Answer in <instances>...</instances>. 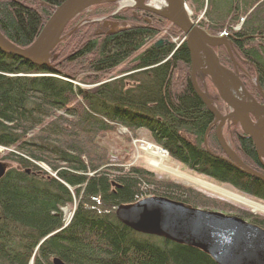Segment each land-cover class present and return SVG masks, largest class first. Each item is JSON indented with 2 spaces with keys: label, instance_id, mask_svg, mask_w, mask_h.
Returning <instances> with one entry per match:
<instances>
[{
  "label": "trees",
  "instance_id": "1",
  "mask_svg": "<svg viewBox=\"0 0 264 264\" xmlns=\"http://www.w3.org/2000/svg\"><path fill=\"white\" fill-rule=\"evenodd\" d=\"M61 1L0 0V30L17 45H28ZM188 2L194 12L203 11L200 26L213 32L227 28L264 90V0ZM87 27L94 25H82L65 42L77 48V66L93 73L91 82L137 52L133 71L83 88L71 80L77 78L72 71L60 70L58 61L39 68L0 52V146L13 148L4 158L17 164L0 179V264H53L54 256L67 264H216L197 248L133 231L114 210L135 201L137 194L202 208L220 203L132 162L113 165L98 134L122 127L132 137L145 129L176 161L263 200L264 181L204 147L213 115L191 84L185 42L178 48L173 42L144 47L155 29L132 27L111 34L89 29L84 35ZM59 110L63 114L55 113ZM206 141L216 155L213 130ZM238 142L247 159L255 161L251 142L244 136ZM70 205L74 208L65 224L63 208ZM241 212L248 213H232L243 217ZM250 216L264 228V218Z\"/></svg>",
  "mask_w": 264,
  "mask_h": 264
},
{
  "label": "water",
  "instance_id": "2",
  "mask_svg": "<svg viewBox=\"0 0 264 264\" xmlns=\"http://www.w3.org/2000/svg\"><path fill=\"white\" fill-rule=\"evenodd\" d=\"M116 1L118 0H62L53 7L38 34L28 45H17L0 30V52L39 68H49L55 58L51 53L66 36L64 30L68 23L96 4ZM135 1L138 4L127 6L140 8L169 21L185 36L191 84L213 115L212 124L217 122L215 135L226 156L221 158L231 162L244 173L264 181L263 173L246 164L231 150L221 131L223 123L227 120L238 123L241 131L251 138L258 158L264 160V90L256 75L255 86L263 99V103H260L241 80L237 70L238 60L231 50L232 34L226 30L213 32L200 26L193 20L187 0H157L166 7L165 12L147 6L145 0ZM121 7L123 6L120 4L118 9ZM88 21L98 25L95 34H100V29L106 27L109 28L108 34H111L125 26L106 17L84 20ZM162 42L163 40L159 39L153 45L159 47ZM219 46L225 48L233 68L221 62L216 52V47ZM37 74L51 75L46 72ZM197 74L206 76L226 108V113H221L212 102V97L205 89L199 87ZM212 124L207 127L206 134ZM206 134L204 146L209 153L217 156L209 150ZM9 168L10 164L0 160V179ZM114 214L121 224L133 231L197 248L216 264H264V228L239 215L193 206L161 195H150L119 204ZM52 263L66 264L58 256L52 258Z\"/></svg>",
  "mask_w": 264,
  "mask_h": 264
},
{
  "label": "rangeland",
  "instance_id": "3",
  "mask_svg": "<svg viewBox=\"0 0 264 264\" xmlns=\"http://www.w3.org/2000/svg\"><path fill=\"white\" fill-rule=\"evenodd\" d=\"M120 3L123 0H119ZM149 3L152 4V2H150L149 0H145ZM119 2H104V3H100V4H96L93 7L89 8L88 10L84 11L83 13H81L79 16L75 17L65 28L64 30V35L66 34V36L63 38V40H61L60 45L58 44L56 46V49L54 50V55L55 58L53 61H58L59 62V68L61 71H66V72H73V74H75V76L77 78H75L74 80L71 79L75 84H78L79 86L83 87V88H92L94 86H96L99 81L103 82L105 80H107L108 78L111 79L113 77H118L120 75H127L128 73L133 71L134 65L135 63L132 61L133 56H135L137 54V52L135 54H132L131 56H129L124 62L120 63L119 65L111 68L107 73L101 74L99 76V79L96 80V82H91L89 77L91 75H93V73L88 72L87 70H85L84 66H77L81 63L80 61V57L79 56H73V54H75V52H77V48H75L73 46V42L66 44L65 39L71 37L72 34H74V32L79 29H82L80 27H82V25L84 24H93V22H84V20L87 19H92V18H100V17H105L107 15H109L108 13H112L116 10V8L118 6H120ZM122 10H119L120 12H122L121 14L125 13L124 11L126 10V14H129L128 11L130 9L129 6H125L121 8ZM125 9V10H124ZM132 15V14H130ZM159 17V16H158ZM201 11L199 12H193L192 14V18L194 20H200L201 18ZM160 18V17H159ZM161 21L160 22H154V26H160L161 30H158L159 32L156 34L157 36H155L154 40L158 39V38H165L164 36L167 37V32L170 33V35L168 36L169 39L173 42V44L176 43H181V35L178 34V32L176 31V28L167 20L160 18ZM112 21V20H111ZM84 22V23H83ZM126 22H121V24L125 25ZM78 25V26H75ZM74 29V30H72ZM89 29H91L90 32L92 31H96L95 27H87L84 30H82L83 33H85L86 31H88ZM95 29V30H94ZM227 28H223L221 30H226ZM89 32V33H90ZM228 32V31H227ZM88 32H86L84 35L89 34ZM80 35H82L80 33ZM79 35V36H80ZM83 35V36H84ZM82 40V42L84 41V39L79 38ZM146 44L148 43V41L145 42ZM149 44V43H148ZM149 46V45H148ZM143 50V49H142ZM141 50V51H142ZM64 51L65 55L61 58L59 55H61V52ZM218 53V52H217ZM220 60H224L225 62L227 61L226 56L219 54ZM73 56V57H72ZM228 56V55H227ZM226 58V59H225ZM180 70V69H179ZM19 74V73H17ZM198 75V74H197ZM61 76V75H59ZM63 78H67L65 76H61ZM82 77H84L82 79ZM256 76L253 74V79ZM70 79V78H68ZM207 83H208V79ZM198 84L201 85V82L198 81ZM253 83H255V80H253ZM211 84H208V86ZM251 85L253 86L252 82ZM210 88V86L208 87V89ZM253 89L258 90L256 87H253ZM213 89L211 90L212 93ZM259 92V91H258ZM259 94V93H258ZM209 95H211L209 93ZM261 95V94H260ZM212 96V95H211ZM262 97V95H261ZM55 113H62V110L56 111ZM63 114V113H62ZM125 128L122 127H117L116 129L112 130V131H108L105 133H101L98 134L97 138L100 137V143H102V145L106 146L107 149L109 150L108 156L110 159V162L113 163V165L118 164L120 162V160L124 161L125 164L133 162L134 164L140 165L141 167L147 169L148 171L153 172L156 175V178L161 179L165 182H173L175 184H179L182 185L184 187H193L196 191H198L199 193H201L204 196L209 197L210 199H213V201L216 203H220V205L218 204V206L216 207H206L212 210H217V211H222L224 213H229V214H233L232 212H236V211H247V214H244L241 212L243 218L247 219V221L251 220V216H256V217H262L264 218V212L262 211H256V212H251V208L249 207V205L244 204L240 201L231 199L229 197L224 196L223 194H221V192L219 190H217V188L222 189V190H226L232 193H236L238 195H241L247 199H250L254 202L260 203L264 205V200L261 198H257L251 195H248L244 192L238 191L237 189H235L232 185H228L225 183H219L213 179H210L202 174H199L195 171H193L191 168L185 166L184 164L180 163V162H176L173 160L172 157H168L166 158V156H162L161 154H157L158 156H160L161 158H154V164L152 165L150 163V158H151V154L149 152L145 153L140 151L139 149H136V147L140 146L142 144L140 142L141 139H144L143 144L144 145H148V142H152L151 137L149 135H147L145 133V129H141L136 131V137H139L137 139V142L133 145L131 142V138L135 137L132 136L130 137L131 134H128V132L124 131ZM38 130L35 129L33 130V132H31L30 134H34L36 133ZM226 132V130H225ZM127 136V137H126ZM237 136H232V134L230 135V133H225L224 138L229 142V147L231 148L232 151H234L236 153V155L242 159L243 161H245L248 164H251L252 162L247 159V157L237 148V145H235V140ZM130 138V139H129ZM148 141V142H147ZM216 146H213V151L217 153H221L220 148ZM11 150H13V148H9V147H1L0 146V160L7 162L8 164H11L12 166H16V162L11 161L10 159L4 158ZM165 158V159H163ZM163 159V160H162ZM156 162V163H155ZM159 163V165L157 164ZM39 165L47 171L51 170L49 169V167L44 164V163H39ZM116 166V165H115ZM166 167L169 169L166 170ZM173 169H176L178 172L182 173V175L180 174H176L173 172ZM172 170V171H171ZM193 176L196 177L200 180H203L204 182L207 183H211V185L216 186L215 188H208L204 185L198 184V182H194L191 181L190 179H187L185 176ZM73 205H70L68 207H64L63 212L65 213V219L70 218V214H71V210L73 209ZM202 208V207H201ZM71 209V210H70ZM240 214V212H238ZM31 264V262H30Z\"/></svg>",
  "mask_w": 264,
  "mask_h": 264
},
{
  "label": "flooded vegetation",
  "instance_id": "4",
  "mask_svg": "<svg viewBox=\"0 0 264 264\" xmlns=\"http://www.w3.org/2000/svg\"><path fill=\"white\" fill-rule=\"evenodd\" d=\"M117 2H119L120 3V1L118 0ZM136 4H138V3H136ZM130 7V6H129ZM125 10V9H124ZM125 13H123V14H121L122 12H120V11H114V12H112V13H108L109 15H107L106 16V18L108 19V20H112V21H116V22H118V23H120L121 24V22H126L125 23V26H123V28H132V27H150V28H153V29H155L156 30V32H155V34L153 35V37H149V38H147L146 39V41H148V43L146 44H144L143 46L144 47H146V46H148V45H153V43L155 42V41H157V40H159V39H162L163 40V42H162V44L160 45V46H162V45H169V44H171L172 43V41L169 39V35H170V33L169 32H167V37L166 36H164L165 38H158L157 40L155 39L154 40V38H155V36H157L156 34L159 32L158 30H161V27H162V25H158V26H154V22L156 21V22H160L161 21V19L158 17V16H156V15H154V14H152V13H150V12H148V11H145V10H142V9H140V8H136V7H130V9H129V11H128V13L129 14H126V10L124 11ZM130 14H132V15H130ZM75 26H78V25H75ZM94 27H95V29H97L98 28V25L96 24V23H94ZM108 29L109 28H102V29H100L102 32L100 33V34H104V33H106V34H108ZM72 30H74V29H72ZM119 29H116V31H118ZM115 31V32H116ZM145 41V42H146ZM154 46V45H153ZM226 58H227V61L225 62L224 60L222 61L221 60V62L224 64V65H226L227 67H229V68H233V66H232V61H231V59L227 56V53H226ZM225 58V59H226ZM238 60V59H237ZM247 67H249V66H242L241 64H240V62H239V64H238V66H237V70H238V74L240 75V77H241V80L243 81V83L245 84V86H246V88L249 90V92H251L252 93V95L255 97V99L258 101V102H260V103H263V99H262V97H261V95H260V93L258 92V90H254L253 89V87H255V83H253V80H255V79H253V74L256 76V71H255V69H251V67H250V69L249 68H247ZM205 78V79H204ZM256 78V77H255ZM198 80L201 82V85L204 87V89L205 90H208L209 91V93L213 96V101H214V103L218 106V110L221 112V113H226L227 112V110H226V108L223 106V104L222 103H220V101H218L219 99L217 98V96L216 95H213L214 94V91H212V93H211V90H212V87L210 86V88L208 89V84H210V83H206L207 81H206V76H204V75H202V77L201 76H199L198 77ZM251 82H252V84H253V86L251 85ZM259 93V94H258ZM216 94V93H215ZM213 120H214V118H213ZM213 122V121H212ZM212 122H211V124H212ZM216 125H217V122H215L214 124H212V126H211V128H210V130L209 131H212L213 130V134L215 135V129H216ZM221 129H222V133H223V136H225V133H230V135L232 134V136H237V137H235L236 138V140L234 141L235 142V145H237V148L240 150V144H239V146H238V141H239V139H240V137H242V136H244L246 139H248L250 142H251V144H252V147H253V149H254V152H255V154H256V160L255 161H251L252 163L251 164H248V163H246L245 161V163L246 164H248L249 166H251L252 168H254V169H256L257 171H259V172H261V173H263L264 174V160H260L259 158H258V156H257V153H256V151H255V148H254V146H253V143H252V140H251V138L250 137H248L246 134H244L242 131H241V129H240V126H239V124L238 123H233L231 120H227V121H225L224 123H223V125H222V127H221ZM225 130H226V132H225ZM215 138H216V136H215ZM216 141H217V138H216ZM225 141L229 144V142L225 139ZM217 143V147H219L220 148V151L219 152H221V153H217V154H219L220 156V158L221 157H226L225 156V154H224V152L222 151V149H221V147L219 146V144H218V141L216 142ZM241 151V150H240ZM216 152H218V151H216ZM242 152V151H241ZM224 159V158H223ZM225 160V159H224ZM213 180H215V181H217V182H219V183H225V184H228V185H231V184H229V183H226V182H220V181H218V180H216V179H213ZM235 188V187H234ZM236 189V188H235ZM238 190V189H237ZM239 191V190H238Z\"/></svg>",
  "mask_w": 264,
  "mask_h": 264
},
{
  "label": "bare ground",
  "instance_id": "5",
  "mask_svg": "<svg viewBox=\"0 0 264 264\" xmlns=\"http://www.w3.org/2000/svg\"><path fill=\"white\" fill-rule=\"evenodd\" d=\"M150 2H152V4L151 3H149V2H147V1H144L145 2V4H147V6H150V7H155V8H157V9H162V10H160V11H163V12H165V9H166V7L162 4V3H160V2H158L157 0H149ZM135 3H136V1L135 0H123L120 4H121V6H123V7H125V6H127V5H129V4H134L135 5ZM187 6H188V8H189V10H190V12H191V14H193V9L191 8V6L189 5V2H187ZM119 7V6H118ZM118 7L116 8V10L115 11H119V10H122L121 8H119L118 9ZM159 7H161V8H159ZM202 15H203V11H201V17H202ZM200 17V18H201ZM243 19V17H240V20H242ZM196 22L198 23L199 22V20L197 21L196 20ZM124 29V28H123ZM179 34V33H178ZM232 38V45H231V50H232V53L234 54V56L238 59V63L240 62V64L242 65V66H249V67H247V68H249L250 69V67H251V69H255L254 68V66H253V64L251 63V62H249L248 60H246L244 57H242L241 56V54L236 50V48H235V46H234V44H233V41H234V38H233V36L231 37ZM181 45V43H176L175 45H174V47H176V48H178L179 46ZM216 52H218L219 54H221V55H225L226 54V50H225V48L224 47H222V46H219V47H216ZM256 87V86H255ZM201 88V87H200ZM202 89V88H201ZM216 136V135H215ZM153 154H159V152L158 151H153L152 152ZM166 170H168L169 171V169L166 167ZM172 171V170H171ZM173 172L174 173H176V174H180V175H182L183 176V174L182 173H180V172H178L176 169H173ZM187 179H190L191 181H194V182H198V184H201V185H204V186H206V187H208V188H215L216 189V186H214V185H211V183H207V182H204L203 180H200V179H198V178H196V177H193V176H190V175H188V176H185ZM217 190H219L220 192H221V194H223L224 196H226V197H229V198H231V199H234V200H237V201H240V202H242V203H244V204H247V205H249V207L251 208V210L252 211H254V212H256V211H262V212H264V205L263 204H260V203H257V202H254V201H252V200H250V199H247V198H245V197H243V196H241V195H238V194H236V193H232V192H229V191H226V190H222V189H219V188H217ZM151 194H145V195H142V196H140V194H137L136 196H135V198H136V200H138V199H141V198H143V197H146V196H150ZM140 196V197H139ZM139 197V198H138ZM135 200V201H136ZM119 204H123V203H119ZM118 204V205H119ZM117 205V206H118ZM116 206V207H117ZM115 207V208H116ZM71 210V209H70ZM64 215H65V213H64ZM71 215V214H70ZM70 217V216H69ZM69 219V218H68ZM68 219H65V222L66 221H68ZM62 228V227H61ZM60 229V228H59ZM57 231V230H56ZM67 264V263H66Z\"/></svg>",
  "mask_w": 264,
  "mask_h": 264
},
{
  "label": "built area",
  "instance_id": "6",
  "mask_svg": "<svg viewBox=\"0 0 264 264\" xmlns=\"http://www.w3.org/2000/svg\"><path fill=\"white\" fill-rule=\"evenodd\" d=\"M146 148H147L148 150H151V151H153V150L158 151V152L161 153V154L165 153V150L160 149V148H158V147H154V146L151 145V144H148V145L146 146Z\"/></svg>",
  "mask_w": 264,
  "mask_h": 264
},
{
  "label": "crops",
  "instance_id": "7",
  "mask_svg": "<svg viewBox=\"0 0 264 264\" xmlns=\"http://www.w3.org/2000/svg\"><path fill=\"white\" fill-rule=\"evenodd\" d=\"M145 133H146L147 135H149L147 131H145Z\"/></svg>",
  "mask_w": 264,
  "mask_h": 264
}]
</instances>
